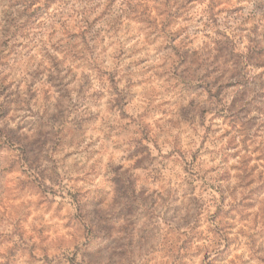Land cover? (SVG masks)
Here are the masks:
<instances>
[{"label":"clouds","instance_id":"clouds-1","mask_svg":"<svg viewBox=\"0 0 264 264\" xmlns=\"http://www.w3.org/2000/svg\"><path fill=\"white\" fill-rule=\"evenodd\" d=\"M0 264H264V0H0Z\"/></svg>","mask_w":264,"mask_h":264}]
</instances>
